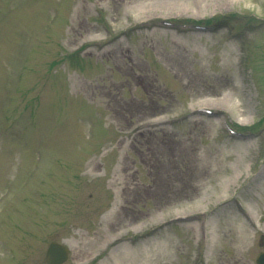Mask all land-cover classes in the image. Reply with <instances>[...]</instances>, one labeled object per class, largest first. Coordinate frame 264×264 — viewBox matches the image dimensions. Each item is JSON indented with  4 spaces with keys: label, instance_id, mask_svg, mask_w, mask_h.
Returning <instances> with one entry per match:
<instances>
[{
    "label": "rangeland",
    "instance_id": "1",
    "mask_svg": "<svg viewBox=\"0 0 264 264\" xmlns=\"http://www.w3.org/2000/svg\"><path fill=\"white\" fill-rule=\"evenodd\" d=\"M262 237L264 0H0V264H256Z\"/></svg>",
    "mask_w": 264,
    "mask_h": 264
},
{
    "label": "water",
    "instance_id": "2",
    "mask_svg": "<svg viewBox=\"0 0 264 264\" xmlns=\"http://www.w3.org/2000/svg\"><path fill=\"white\" fill-rule=\"evenodd\" d=\"M69 258V248L58 241H52L46 251V260L50 264H61ZM257 264H264V251L256 259Z\"/></svg>",
    "mask_w": 264,
    "mask_h": 264
},
{
    "label": "bare ground",
    "instance_id": "3",
    "mask_svg": "<svg viewBox=\"0 0 264 264\" xmlns=\"http://www.w3.org/2000/svg\"><path fill=\"white\" fill-rule=\"evenodd\" d=\"M158 128V127H157ZM157 128H153V129H157Z\"/></svg>",
    "mask_w": 264,
    "mask_h": 264
},
{
    "label": "trees",
    "instance_id": "4",
    "mask_svg": "<svg viewBox=\"0 0 264 264\" xmlns=\"http://www.w3.org/2000/svg\"><path fill=\"white\" fill-rule=\"evenodd\" d=\"M226 18V17H225Z\"/></svg>",
    "mask_w": 264,
    "mask_h": 264
}]
</instances>
